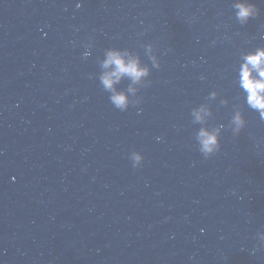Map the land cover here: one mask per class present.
Here are the masks:
<instances>
[{"label": "water", "instance_id": "1", "mask_svg": "<svg viewBox=\"0 0 264 264\" xmlns=\"http://www.w3.org/2000/svg\"><path fill=\"white\" fill-rule=\"evenodd\" d=\"M262 48L264 0H0V264H264Z\"/></svg>", "mask_w": 264, "mask_h": 264}, {"label": "clouds", "instance_id": "2", "mask_svg": "<svg viewBox=\"0 0 264 264\" xmlns=\"http://www.w3.org/2000/svg\"><path fill=\"white\" fill-rule=\"evenodd\" d=\"M237 7L239 9L237 15L241 19H246L256 10V5L248 3H240ZM110 64L115 65V71L106 74L103 78V83L107 88H111L121 76L127 75L135 82L148 73V69L141 67L138 60L126 61L124 55L118 51L109 53L105 66ZM240 86L247 93L248 104L260 110L264 115V48L246 56L245 63L240 70ZM112 100L118 107H125L128 102L125 93L115 94ZM197 118L199 119V115ZM201 136L204 138V148L211 150L217 142L216 134L202 131Z\"/></svg>", "mask_w": 264, "mask_h": 264}]
</instances>
